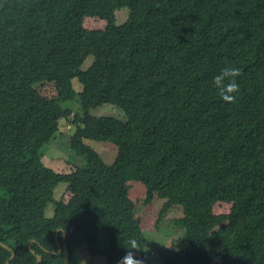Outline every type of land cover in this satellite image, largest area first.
<instances>
[{
  "label": "trees",
  "instance_id": "trees-1",
  "mask_svg": "<svg viewBox=\"0 0 264 264\" xmlns=\"http://www.w3.org/2000/svg\"><path fill=\"white\" fill-rule=\"evenodd\" d=\"M226 67L240 69L232 102L212 84ZM73 80L76 114L62 108ZM102 105L125 120L90 115ZM73 113L69 147L85 166L59 174L37 148ZM86 140L114 145L113 163ZM133 181L144 205L163 201L156 225L181 208L185 247L160 251L163 264H264V0H0V243L14 251L0 247V264H143ZM59 184L77 190L55 200Z\"/></svg>",
  "mask_w": 264,
  "mask_h": 264
},
{
  "label": "rangeland",
  "instance_id": "rangeland-1",
  "mask_svg": "<svg viewBox=\"0 0 264 264\" xmlns=\"http://www.w3.org/2000/svg\"><path fill=\"white\" fill-rule=\"evenodd\" d=\"M125 1V0H121ZM127 18V10L125 8L120 11L115 12L116 23H124ZM121 21V22H120ZM84 28L88 30H103L105 27V21L99 20L97 18H85L83 22ZM93 58L87 57L82 67V71H86L92 64ZM72 86L77 96L74 101L62 105V108L73 110L76 114L79 111L78 95L82 92V86L77 80L72 81ZM36 90L42 96L46 98H54L55 92L52 85L47 83H41L35 86ZM69 117V120L58 121L57 129L51 136V138L42 145H39L37 152L43 162V164L59 174H68L74 168L84 167L85 163L82 158H79L70 149L69 142L70 138L74 132L75 126L71 123L74 114ZM90 115L93 117H104L112 118L117 121L123 122L125 120L124 113L117 107L112 105H102L91 109L89 111ZM85 145L95 151L101 160L106 164L110 165L113 163L116 156V147L109 143H101L86 140ZM65 184H59L53 192V199L57 200L61 197L67 199L71 197L77 190L75 188H70L66 191ZM128 197L133 202L135 207V216L142 219L141 228L142 235L144 238L143 253L145 261L147 264H163L159 258V252L165 249H182L184 244L181 242L180 233L174 231L173 220L180 217L182 214L180 207H172L171 211L166 217L162 219L158 225H156L157 217L159 211L163 206V201L155 199L149 205H144V195L145 189L139 182L128 183ZM228 210V205L219 204L214 207V211L218 214L225 213ZM53 212V207L48 204L45 215L51 216ZM79 259L83 264L89 260V257H84L83 253L79 254ZM94 264H105V258L103 256H96L93 259Z\"/></svg>",
  "mask_w": 264,
  "mask_h": 264
},
{
  "label": "clouds",
  "instance_id": "clouds-1",
  "mask_svg": "<svg viewBox=\"0 0 264 264\" xmlns=\"http://www.w3.org/2000/svg\"><path fill=\"white\" fill-rule=\"evenodd\" d=\"M239 74V68L226 67L213 77L212 84L216 88L221 101L232 102L235 100L236 93L238 92V85L235 82V78ZM129 260H131L130 257H125L124 261Z\"/></svg>",
  "mask_w": 264,
  "mask_h": 264
},
{
  "label": "water",
  "instance_id": "water-1",
  "mask_svg": "<svg viewBox=\"0 0 264 264\" xmlns=\"http://www.w3.org/2000/svg\"><path fill=\"white\" fill-rule=\"evenodd\" d=\"M31 243H29V245H30ZM0 247H2V248H4V249H6L7 251H9L10 252V258H9V261H11L12 259H13V257H14V251L12 250V249H10V248H8L6 245H4V244H2V243H0ZM65 249V248H64ZM60 251H58V253H59ZM133 257H137L138 259H140V261L143 263V264H146V262L140 257V255H138V254H135V255H133ZM125 258L124 259H122V261L120 262V263H118V264H123L125 261ZM41 261V258L39 257V256H37V262H36V264H38L39 262ZM213 263H219L220 264V262L218 261V260H215V261H213L212 262V264ZM5 264H8V262H6ZM65 264H67V261L65 262Z\"/></svg>",
  "mask_w": 264,
  "mask_h": 264
}]
</instances>
